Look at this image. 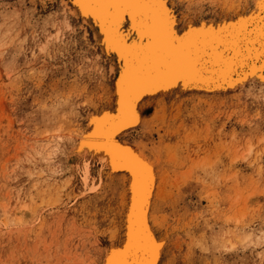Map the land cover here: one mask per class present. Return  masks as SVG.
I'll use <instances>...</instances> for the list:
<instances>
[{
    "label": "rangeland",
    "instance_id": "374dc122",
    "mask_svg": "<svg viewBox=\"0 0 264 264\" xmlns=\"http://www.w3.org/2000/svg\"><path fill=\"white\" fill-rule=\"evenodd\" d=\"M64 2L0 0V44L15 38L14 52L27 42L14 67L0 56V264H104L125 240L128 174L77 154L90 116L116 108L119 64L74 39L79 29L60 27L72 23ZM185 2L198 5L190 18L209 22L254 9V0ZM45 46L47 56L39 53ZM260 89L154 96L141 127L122 137L155 156L166 175L156 208L163 264H264Z\"/></svg>",
    "mask_w": 264,
    "mask_h": 264
},
{
    "label": "snow or ice",
    "instance_id": "6c2138e0",
    "mask_svg": "<svg viewBox=\"0 0 264 264\" xmlns=\"http://www.w3.org/2000/svg\"><path fill=\"white\" fill-rule=\"evenodd\" d=\"M61 6L64 16L72 21L64 19L61 28L70 33L79 29L73 38L83 46L94 44L100 55L113 62L119 59L115 69L118 107L101 118H92L94 130L77 153L89 149L92 156L107 157L110 171L130 174L132 200L126 242L110 248L107 264H163L166 238H159L149 220L155 167L122 137L127 134L131 139L141 125V105L154 95L181 87L235 89L255 79L264 100V0H259L258 12L220 22L190 18V9L198 5L185 0H65ZM43 7L55 8L56 4L45 0ZM69 8L75 11L69 13ZM90 23L97 41L91 39ZM14 39L13 44H0V56H11L13 67L27 54L23 40L12 51ZM49 52L47 46L39 48L40 54ZM261 108L264 111V104ZM82 172L87 184L86 164Z\"/></svg>",
    "mask_w": 264,
    "mask_h": 264
},
{
    "label": "bare ground",
    "instance_id": "6f19581e",
    "mask_svg": "<svg viewBox=\"0 0 264 264\" xmlns=\"http://www.w3.org/2000/svg\"><path fill=\"white\" fill-rule=\"evenodd\" d=\"M258 4H259V0H254V9H252V10H250L249 12H246V13H242V14H244V15H251V14H253L254 12H258L259 11V7H258ZM73 11H75V9L73 10ZM236 11V10H235ZM241 11L242 10H240V9H238L237 11H236V14H238L237 15V18H231L230 17V19H227V17H224V18H222V19H224V20H228V21H233V20H235V19H238L240 16H241ZM235 14V15H236ZM234 15V14H233ZM233 17V16H232ZM235 17V16H234ZM223 20V21H224ZM212 22V21H211ZM94 30H95V28H94ZM95 34H97L96 33V30H95ZM115 64L116 65H118L119 64V59L117 58L116 60H115ZM114 66V65H113ZM113 66L111 67V68H113ZM115 81V83H114V87H115V95H116V108L118 107V77H117V75H116V79L114 80ZM249 83H258L259 84V82H258V80H252V81H249ZM246 84H244V85H241V86H239V87H243V86H245ZM238 87V88H239ZM236 89V88H235ZM226 90H228V89H221V88H218V87H213L212 89H209L208 87H194V88H187V89H184L183 87H181V88H179L178 90H175V91H177V92H183V93H203V94H207V93H215V92H219V91H226ZM175 91H167V92H165V93H161V94H167V93H170V92H175ZM154 96H157V95H154ZM148 102V101H147ZM115 108V109H116ZM144 107H143V105H141V112L143 113L144 112ZM107 111H113L114 112V110H106V111H104V112H98V113H93L91 116H90V125L92 126L91 128H90V130L89 131H87V132H85L81 137H80V139H79V143H78V149L80 148V146H81V142L84 140V138L90 133V132H92L93 130H94V125H93V123H92V118H101V117H103V115H104V113L105 112H107ZM144 119V115H143V118H142V120ZM142 124V123H141ZM141 127V125L139 126V128ZM138 128V129H139ZM125 135H127V134H125ZM124 135V136H125ZM125 140V139H124ZM125 144H130V143H128V142H126V141H123ZM131 146L136 150V151H138L142 156H144V157H146L148 160H149V162L150 163H152L153 165H154V167H155V177H156V181H155V187H154V195H153V198H152V210H151V212H150V215H149V220L151 221V224H152V228L154 229V231H155V233L159 236V234H158V222H157V215H156V208H157V206H158V204H159V201H160V199H161V196H162V193H163V190H164V188H165V186H166V175H165V173L163 172V171H161V169H162V166H160L159 164H158V161H157V158H155V156H152L151 154L149 155L147 152H145L144 150H142V149H140V148H138V147H136V146H134V145H132L131 144ZM84 152H86V153H90V150L89 149H85V151ZM102 161H104V162H106L107 163V157H104V156H98ZM203 162V161H202ZM108 164V163H107ZM158 166H160L161 167V169H159V167ZM120 172H122V171H120ZM111 173H118V172H114V171H111ZM128 176H129V179H130V174H128ZM165 192V191H164ZM131 200H132V188H131V183H130V180H129V203H128V207H127V211H126V216H125V233H126V229H127V218H128V215H129V212H130V209H131ZM161 234V233H160ZM159 238L161 239V240H165V238L166 237H160L159 236ZM126 242V236H125V240H124V242H122L123 244ZM166 243H167V241H166ZM122 244V245H123ZM122 245H117L116 243L113 245V247H117V248H119V247H121ZM108 256H109V253L106 255V257H105V260H104V264H107V260H108ZM164 258V257H163ZM163 261H164V259H163Z\"/></svg>",
    "mask_w": 264,
    "mask_h": 264
}]
</instances>
